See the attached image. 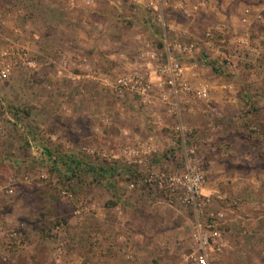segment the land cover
<instances>
[{
	"label": "rangeland",
	"instance_id": "1",
	"mask_svg": "<svg viewBox=\"0 0 264 264\" xmlns=\"http://www.w3.org/2000/svg\"><path fill=\"white\" fill-rule=\"evenodd\" d=\"M132 9L126 0H0V66L12 67L0 80V126L7 131L0 134V223L19 228L22 239L8 252L0 233V264H54L57 239L65 241L61 264H101V255L90 258L84 250L92 236L100 251L107 249L103 264H146L187 252L195 213L167 205L154 191L130 189L129 179L119 177L129 147L153 152L146 157L156 165L140 167L142 173L184 169L186 147H193L206 175L204 193L212 198L207 211L222 213L228 241L216 264H264V0L163 6L171 40L197 47L185 71L193 92L180 93V114L171 108V94L158 91L143 104L108 84L144 73L147 51L165 52L145 10ZM244 35L254 49L237 42ZM13 42L29 48L34 67L1 58ZM224 53L234 69L220 64ZM201 86L204 99L194 95ZM30 138L43 150L32 151ZM74 180L75 198L62 196ZM82 202L94 210L76 216ZM58 221L65 225L60 235L53 230ZM119 237L134 243V259L119 243L113 247Z\"/></svg>",
	"mask_w": 264,
	"mask_h": 264
},
{
	"label": "built area",
	"instance_id": "2",
	"mask_svg": "<svg viewBox=\"0 0 264 264\" xmlns=\"http://www.w3.org/2000/svg\"><path fill=\"white\" fill-rule=\"evenodd\" d=\"M129 6L133 7V11L145 10V19L151 28L159 29L157 35L163 39L165 52L163 56L157 55L155 52L147 51V69L143 73L128 72L116 77L114 80H105V83L111 84L112 88L119 93V96L130 94L138 97L143 104H149L156 92H160L162 97L169 95L174 96V101L170 102L173 112L180 114L179 97L183 91H192V86L185 79V71L189 68L188 60L196 54L197 47L192 42H182L180 40H171L174 29L167 22L162 8L166 4H170L172 0H126ZM183 3L186 0H181ZM200 6V5H199ZM199 6L195 5L194 9ZM189 10V9H188ZM195 13V12H194ZM188 14H192L191 11ZM237 42L245 48L254 49V45L250 36L244 35L237 39ZM29 48L20 43H12L7 50L1 54L2 59L11 60L14 65L21 67H34L36 62L29 53ZM256 49V48H255ZM11 63L0 66V80L5 79L9 72ZM225 67L234 69L235 63L233 59L223 54L220 62ZM157 65V66H156ZM219 65L221 68H223ZM218 65L217 67L220 68ZM193 92V91H192ZM167 93V94H166ZM194 95L197 98H206L207 89L204 86L194 88ZM17 125L21 128L20 122ZM4 128L0 126V134H4ZM181 135L182 145L186 146L185 129L182 124L176 127ZM3 131V132H2ZM52 142L56 140L54 135L48 137ZM30 149L43 150L37 139H29ZM149 147L137 148L129 147L122 152V160L125 169H119V177L129 179L127 186L130 189L136 187L145 188L154 191L160 197V200L170 206H184L192 209L196 218L190 233V247L187 252H183L172 259L166 261H151L146 264H216L227 249L228 241L225 231L222 230V213H208V207L212 202V198L204 193V185L206 182L205 172L199 167L196 160V150L193 147L187 148L185 157L181 160L185 166L179 171H169L163 169L149 170L142 173L140 167L147 164H155L156 159L146 157L152 154ZM48 159L52 162L56 160L54 155H48ZM48 178L47 175H42ZM74 182H70L63 189L61 195L64 197L75 198L72 191ZM9 193L13 190L9 189ZM82 210L92 211L94 205L88 202H82L81 205L74 207V214L79 216ZM64 222L58 221L54 224L53 230L60 235L64 229ZM0 233L5 235L8 252L14 243L22 245L19 228H5L0 223ZM57 244L52 249V259L54 264H61L66 258L65 241L57 239ZM61 241V242H60ZM97 240L95 239V242ZM98 242V241H97ZM119 246H122L123 253L127 259H134L137 252L134 243L128 239L119 237ZM9 261V257H4ZM70 263V262H69ZM72 263V262H71ZM70 263V264H71Z\"/></svg>",
	"mask_w": 264,
	"mask_h": 264
},
{
	"label": "crops",
	"instance_id": "3",
	"mask_svg": "<svg viewBox=\"0 0 264 264\" xmlns=\"http://www.w3.org/2000/svg\"><path fill=\"white\" fill-rule=\"evenodd\" d=\"M17 126V125H16ZM3 131L5 132L4 134H1V135H5V134H7L6 132L7 131H5V128L3 129ZM2 131V132H3ZM74 183H75V180H74ZM95 235V234H94ZM90 242L91 243H86V245H84V250L86 251V254H87V257H92V256H94V255H101V261H99L101 264H103V263H106L107 261V255L105 254L106 252H107V249H106V247H105V249H104V251H100L99 249H98V244H100L99 242H95V237L94 236H92L91 238H90ZM113 243L114 244H112L113 245V247H118L117 246V241H113ZM57 244V243H56ZM107 246H108V244H107ZM118 252V251H117ZM105 254V255H104ZM74 256H77L76 255V253H72L71 252V255H70V258H73ZM90 257V258H91ZM94 258V257H93ZM96 258H99V256H96ZM64 261V263H65V260H63ZM72 262V263H71ZM79 262H80V260H79ZM67 263H68V261H67ZM70 263L71 264H78V262H77V260H75L74 259V261L73 260H70ZM70 263H68V264H70Z\"/></svg>",
	"mask_w": 264,
	"mask_h": 264
}]
</instances>
